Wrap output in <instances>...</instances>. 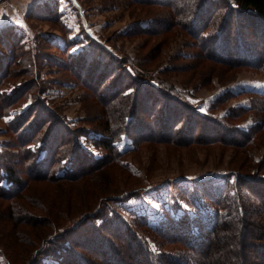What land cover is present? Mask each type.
<instances>
[{
    "label": "rangeland",
    "instance_id": "374dc122",
    "mask_svg": "<svg viewBox=\"0 0 264 264\" xmlns=\"http://www.w3.org/2000/svg\"><path fill=\"white\" fill-rule=\"evenodd\" d=\"M154 1L0 0V29L11 31L16 37L2 44L8 42V51L0 44V65L4 67L11 60V69L14 68L4 76L3 71L0 73L3 76L0 105L8 101L6 98L12 92L21 90L12 104L0 110V156L18 159L20 149L11 143L20 138L15 136L9 122L30 104L37 103L35 97L72 127L87 129L80 141L95 157L105 153L92 143L93 137L101 135L93 129L100 128L96 118L100 102L87 87V81L82 80L84 87L77 80L78 63L73 67L75 70L71 68L73 74L66 71L65 65L67 58L80 59L88 47L91 48L85 66L91 69L93 62L98 74H104L112 58H123L129 63L126 68L131 74L135 76L133 71L138 70L141 78L150 80L154 87L169 90L201 115L242 130L254 124L253 112L235 119L223 117L235 106L247 107L249 91H264V72L242 65L229 68L202 55L200 39L190 18L204 0H190L188 13L181 12L183 5L178 0L169 1H175L176 6L174 2L169 6ZM223 1H228L229 7L235 5L234 0ZM173 12H178L176 17H172ZM226 12L228 9L222 14ZM49 15L52 17H46ZM236 15L233 18L244 21L242 14ZM233 20L235 27L225 34L228 49L222 53H226L223 55L226 58L227 51L236 54L241 46H252L241 20ZM139 25L151 30H132ZM210 31L205 30V34ZM5 54L7 60L3 58ZM116 71L112 78H116ZM30 80L38 85L25 88ZM123 84L129 87L130 78L124 77ZM141 92L144 97L141 102L148 94H155L156 98L159 93L152 89ZM228 92L231 97L217 101ZM149 98L147 103L151 104L152 97ZM173 105L174 108L183 104L173 102ZM35 108L32 119L40 112L39 104ZM116 110L122 111V107ZM138 114L142 119L140 116L144 114ZM43 130L37 135L43 134ZM144 135L151 136L149 132ZM119 137L121 164H109L71 182L32 181L19 198H0V264H27L41 239L51 232L53 223L69 226L114 193L113 204L122 214L131 220L142 216L153 227L146 236L147 247L157 258L167 256L180 264H199L197 254L189 248L199 245L206 228L217 224L231 223L235 229L247 233L248 228L256 235L264 233L263 204L260 196L250 189L253 186L258 191L262 186L259 181L264 180V138L254 139L249 146H235L221 140L162 142L153 136L134 146L126 133ZM31 147V154L43 155L44 139L37 138ZM4 174L1 168L0 180ZM20 175L27 177V167ZM2 182L10 186L8 178ZM49 210L56 215L46 213ZM226 241L227 247L237 243L228 237ZM48 251L43 258L59 264L52 252L46 254Z\"/></svg>",
    "mask_w": 264,
    "mask_h": 264
},
{
    "label": "trees",
    "instance_id": "16d2710c",
    "mask_svg": "<svg viewBox=\"0 0 264 264\" xmlns=\"http://www.w3.org/2000/svg\"><path fill=\"white\" fill-rule=\"evenodd\" d=\"M138 1L155 2L154 0ZM169 1L158 0L156 2L169 6L174 2L173 5H177L175 1ZM178 2L183 5L181 12L188 13L191 7L190 0H178ZM234 3L235 5L229 7L228 1L204 0L202 7L190 18L195 27L194 32L200 39L199 44L204 53L202 55L221 62L229 68L242 65L264 72V0H234ZM206 5L208 9L205 11ZM227 9L228 13L223 15L222 13ZM177 14L178 12H173L172 17H176ZM234 14L240 17L242 14L244 21L242 18H233ZM50 15L46 17H52ZM232 18L237 21L241 20L252 46H241V50L236 54H230L227 51L226 58L223 56L226 53L222 52L228 49L225 47L226 32L235 27ZM203 19L204 23L201 22ZM148 28L150 27L144 28L139 25L132 30L139 32L151 30ZM209 28L212 31L205 34V30ZM9 40L14 41L16 37L11 31L5 32V29H0L1 46ZM210 41L213 43L211 44ZM2 47L7 50L8 42ZM90 48L86 49L80 59L72 58L70 61L67 58L69 61H66L65 65L66 71L73 74L71 68L77 67L76 63H78V70L73 69L77 71L78 76L83 78L79 76L77 80L81 84L82 80L87 81V87L92 90L100 102L101 110L99 116H96L100 128L94 127L93 129H97L101 135L93 137L92 143L97 148L105 150V153L100 157H95L94 153L85 149L80 141L81 135L86 133L87 129L72 127L67 123L68 121L65 122L62 117L60 118L59 113L51 109L48 104H45L39 97H35L34 99L38 100L37 103L30 104L23 113L10 119L9 125L15 131V136L20 138V141L13 142L11 145L20 150L17 155L18 159L10 157L6 160L5 156H0V170L3 168L5 171L0 180L1 199L19 198L22 192L32 184V181L48 179L71 182L86 178L91 172L105 168L109 164L112 165L115 162L121 164L119 159L122 151L117 145L121 133L130 136L134 141V146H139L143 140L153 138V136L162 142L173 141L188 144L196 140L206 142L221 140L235 146H249L252 145L254 139L264 138V91H249V105L247 107L235 106L223 117L235 119L253 112L254 124L248 130H242L222 120L210 119L208 115H201L193 108L186 106L179 98L174 97L169 90L154 87L150 80L141 78L138 70L133 71L134 76L127 70L126 66L129 68V63L123 61V58H112L109 68H106L103 75L97 73L93 62L90 63L91 69L86 68L85 63ZM3 58L7 60V55H3ZM11 64V60H7L4 67L1 63L0 73L3 71V76L14 71V68L11 69ZM115 71L116 78H112L111 75H114ZM124 77L130 78L127 88L123 84ZM108 81L110 83L106 85ZM131 84L133 87L130 86ZM35 85L38 84L30 80L25 88L30 86L29 89H32ZM149 89L158 91V96L154 98L155 94L150 93L147 99L152 97L151 104L147 103V99L141 102L144 98L141 91ZM12 93L6 98L7 103L0 105V110L12 104L21 94V90H15ZM159 94L166 97L163 99ZM229 97L231 93L228 92L217 101ZM173 102L183 105L173 108L171 107L174 106ZM37 104L40 105V112L32 119L31 116ZM117 107H122V111L117 112ZM139 112L144 114L140 116L142 119L139 118ZM174 112L175 115L172 114ZM6 113L7 111L3 114ZM42 130L44 133L37 135ZM146 132H149L151 136L144 135ZM37 138L44 139L45 152L41 156L30 152L31 143ZM26 167L27 177H23L20 173ZM60 169L64 171L60 173ZM5 177L8 178L10 186L3 184L2 180ZM259 182L262 186L258 191L253 186L250 189L260 196L264 208V180ZM114 201H116L115 193L89 210L86 213L87 216L73 221L69 226L53 223L51 232L41 239L38 247L40 249H35L33 259L27 264H55L43 258L47 250L49 251L46 254L52 252L59 260V264H180L167 256L157 258L150 252L146 236L153 227L139 215L134 220L128 219L114 206ZM11 208H14L13 203ZM46 213L56 215L53 210ZM26 215L29 214L26 213ZM248 230L249 233L235 229L231 223L223 226L217 224L209 229L206 228L200 244L189 249L197 254L199 264H264V233L256 235L249 228ZM226 237L235 239L237 243L227 247L224 245L227 243L225 242Z\"/></svg>",
    "mask_w": 264,
    "mask_h": 264
}]
</instances>
